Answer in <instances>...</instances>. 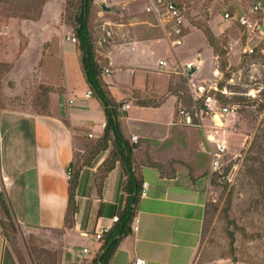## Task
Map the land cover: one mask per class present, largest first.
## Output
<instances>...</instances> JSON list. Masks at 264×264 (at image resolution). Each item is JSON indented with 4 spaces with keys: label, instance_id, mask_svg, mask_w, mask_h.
Instances as JSON below:
<instances>
[{
    "label": "crops",
    "instance_id": "0c3cea01",
    "mask_svg": "<svg viewBox=\"0 0 264 264\" xmlns=\"http://www.w3.org/2000/svg\"><path fill=\"white\" fill-rule=\"evenodd\" d=\"M58 6L49 1L35 17L12 18L0 43V182L17 238L12 242L0 225V264H21L22 248L38 264H76L80 250L88 248L92 262L102 247L95 233L112 226L127 204L120 163L102 174L109 151L91 165L78 166V158L103 137L107 120L102 104L94 96L86 98L91 90L76 44L61 65L52 59L46 63L59 44ZM208 24L213 28L211 17ZM9 42L14 47L6 50ZM161 44L134 40L101 52L104 70L112 73V79L104 77L106 89L114 101L130 105L120 111V130L136 146L135 165L148 185L136 208L139 230L122 240L110 264H132L135 258L147 264H196L203 240L215 150L206 137L216 135L207 130L214 127L205 125V117L204 130L181 122L170 76L178 71L169 57L157 56ZM197 60L203 64L201 53ZM132 137L139 138L137 144ZM71 192L76 207L72 224L67 221ZM45 254L53 260H44ZM217 264L248 263L228 259Z\"/></svg>",
    "mask_w": 264,
    "mask_h": 264
},
{
    "label": "rangeland",
    "instance_id": "374dc122",
    "mask_svg": "<svg viewBox=\"0 0 264 264\" xmlns=\"http://www.w3.org/2000/svg\"><path fill=\"white\" fill-rule=\"evenodd\" d=\"M49 1L57 2L62 17L57 35L59 44L52 56H47L46 63L52 59V64L61 65L65 52L75 47L66 38L76 36L75 18L80 9V0H0V43L7 36L6 28L12 18L35 17ZM104 1L109 7H116L119 13L103 12L100 0H95L91 8L90 29L99 55L108 52L113 46L134 40H162V49L157 56L169 57L170 66L178 71L170 75L171 89L201 108L208 98H215L220 107L229 108L222 127L214 130L207 128L214 132L216 140L227 145V154L222 169L210 176L213 186L211 184L204 235L196 264H217L228 259L264 264V35L257 32L244 34V29L223 20L228 7L218 2L176 0L187 10L189 35L182 47L171 49L165 31L156 27L154 17L145 12L147 0ZM210 17L213 28L208 24ZM103 24H109L113 37L110 43L100 46L97 41ZM207 30L211 31L214 38V47L205 34ZM10 38L7 37L8 41ZM9 44L6 50L14 47L12 42ZM77 46L80 49V45ZM248 46L254 48L253 54L246 52ZM21 47L24 48L23 43ZM199 53L203 58L201 65H197ZM119 57L115 53V58ZM190 61L199 68L194 77L191 74L184 75L183 66ZM110 79L106 78L107 81ZM199 88H204L205 92L201 93ZM184 108L186 106L181 109ZM204 117L205 125L212 126L210 115ZM97 146L78 158L80 168L92 164L91 158L97 155ZM107 151L109 157L112 148ZM108 167L109 164L104 166L103 176L108 172ZM0 225L12 242L13 238L17 241L16 228L1 182ZM49 242L57 245L55 238H49ZM49 247L55 253L57 247ZM18 257L21 264L39 263L28 260L23 248ZM42 257L46 261L54 258L47 254Z\"/></svg>",
    "mask_w": 264,
    "mask_h": 264
},
{
    "label": "trees",
    "instance_id": "16d2710c",
    "mask_svg": "<svg viewBox=\"0 0 264 264\" xmlns=\"http://www.w3.org/2000/svg\"><path fill=\"white\" fill-rule=\"evenodd\" d=\"M95 0H80V9L77 12L76 21V36L80 45V52L82 53V68L84 75L89 85L93 96L102 104L106 114V127L103 137L99 140L97 146V155L101 152L107 151L112 148V152L106 160L108 172H110L117 163H120L124 174V192L127 196L126 208L119 217V221L114 225L113 229L104 235L101 243L102 247L97 257L90 262V264H110L113 260L122 240L132 234L131 225L135 217L134 206L137 207L141 199L142 192V175L136 168L133 158L134 149L136 146L132 145L120 130V118L123 116L120 112L122 103L114 101L106 89L104 82V66L105 60L99 55L96 47L93 34L90 29V11L93 7ZM208 41L212 47L213 36L211 31H205ZM180 108H191L194 103L192 100H187L183 95H178ZM143 104L148 105L145 102ZM93 154V153H91ZM97 155H93L91 159H95ZM148 165L157 167L151 161L147 162ZM213 186V183H211ZM75 195L71 192L70 195V211L67 216V221L73 223V215L75 214ZM236 262L235 260H233Z\"/></svg>",
    "mask_w": 264,
    "mask_h": 264
},
{
    "label": "built area",
    "instance_id": "2783aa9c",
    "mask_svg": "<svg viewBox=\"0 0 264 264\" xmlns=\"http://www.w3.org/2000/svg\"><path fill=\"white\" fill-rule=\"evenodd\" d=\"M209 2H218L223 6H227L228 9L224 12L223 20L232 22L238 27L245 30L244 34H251L254 32L264 35V0H208ZM108 6V5H107ZM146 14L154 17L156 21V27H161L167 34L169 44L173 49L182 47L186 40L187 33V15L186 8L182 3L176 0H147V6L145 10ZM109 24H103L101 26L102 33L98 38V45L103 46L112 41V31L109 28ZM67 41L73 44H79L77 36L67 37ZM246 52L251 54L254 53V48L249 46L246 48ZM160 66L167 68L168 63L166 61H160ZM198 67L194 63H188L184 70V75L192 74L197 70ZM112 75L110 69H105L104 77L110 78ZM204 88H199L201 93H204ZM93 97V93L89 91L86 95L87 99ZM72 103V102H71ZM130 109L129 104L122 105L120 108L121 112H126ZM229 113V108L220 107L219 102L215 98H208L207 103L201 108L198 105H194L191 110L186 108L179 111V118L186 127H192L196 129L204 130V126L201 123V119L210 115L213 127L220 128L224 125L226 115ZM217 116L222 119V123H218L216 120ZM106 127V123L103 125ZM93 137V135H89ZM207 141L210 145L215 146V150L211 152L212 162L211 167L213 172H219L223 167V162L227 154V145L224 142H219L216 137L212 134L207 135ZM139 141L138 137H132V142L137 144ZM73 170L68 171L69 180L72 178ZM147 183H143L141 198L147 194ZM136 208L134 206L135 217L133 219L131 229L132 233L139 230L138 218L136 217ZM119 221V217H115L113 224L110 227L105 228L103 231L96 232L94 238L97 242L101 243L104 235L109 233L115 224ZM89 249L82 248L79 252V258L76 264H90L88 261ZM132 264H147V261L142 258H135Z\"/></svg>",
    "mask_w": 264,
    "mask_h": 264
},
{
    "label": "water",
    "instance_id": "95a60500",
    "mask_svg": "<svg viewBox=\"0 0 264 264\" xmlns=\"http://www.w3.org/2000/svg\"><path fill=\"white\" fill-rule=\"evenodd\" d=\"M101 8L103 12L107 14H118L119 13V10L116 7H109L106 4H103Z\"/></svg>",
    "mask_w": 264,
    "mask_h": 264
},
{
    "label": "bare ground",
    "instance_id": "6f19581e",
    "mask_svg": "<svg viewBox=\"0 0 264 264\" xmlns=\"http://www.w3.org/2000/svg\"><path fill=\"white\" fill-rule=\"evenodd\" d=\"M216 120L218 121V123L223 124L222 123L223 121H222V119L219 116H217Z\"/></svg>",
    "mask_w": 264,
    "mask_h": 264
}]
</instances>
